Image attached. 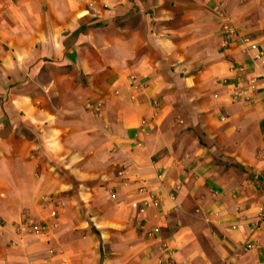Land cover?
<instances>
[{
  "label": "crops",
  "instance_id": "crops-1",
  "mask_svg": "<svg viewBox=\"0 0 264 264\" xmlns=\"http://www.w3.org/2000/svg\"><path fill=\"white\" fill-rule=\"evenodd\" d=\"M263 205L264 0H0V264H264Z\"/></svg>",
  "mask_w": 264,
  "mask_h": 264
},
{
  "label": "built area",
  "instance_id": "built-area-1",
  "mask_svg": "<svg viewBox=\"0 0 264 264\" xmlns=\"http://www.w3.org/2000/svg\"><path fill=\"white\" fill-rule=\"evenodd\" d=\"M224 29L226 30L227 33L232 34V35H237V31L235 28H233L232 26H230L229 24H225L224 25ZM252 38L246 37L245 41L249 42V44L251 45L252 48H256L258 45L256 42L251 41ZM240 72H245L246 68L244 66H240L239 68ZM257 79L252 78L251 79V85L252 87H257ZM243 90L241 87L239 88V86H236L234 89V93H233V97L235 99H239L242 96ZM153 203L155 205H159V201L158 200H154ZM262 209L264 210V205L262 206ZM251 246V245H249Z\"/></svg>",
  "mask_w": 264,
  "mask_h": 264
}]
</instances>
